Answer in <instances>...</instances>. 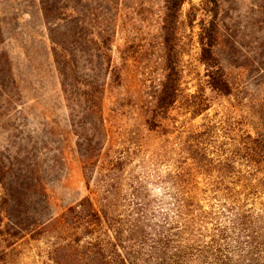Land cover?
<instances>
[{
	"label": "rangeland",
	"instance_id": "374dc122",
	"mask_svg": "<svg viewBox=\"0 0 264 264\" xmlns=\"http://www.w3.org/2000/svg\"><path fill=\"white\" fill-rule=\"evenodd\" d=\"M42 1L0 0V264H52L48 256L54 243L84 247L88 239L81 231L47 237L54 228L47 233L45 228L86 198L113 204L123 219L138 206L153 227L173 217L171 144L185 117L174 112L175 128L161 137L141 124L153 81L161 77L160 0H118L114 8L107 0H52L58 7L53 23L45 19ZM201 2L189 0L182 17ZM100 12L116 30L111 52L116 70L109 75L102 66L104 52L91 36ZM70 16L74 22L67 26ZM219 19L220 54L235 96L215 103L206 118L192 123L216 125V136L206 140L216 155L217 147L230 153L238 138L253 134L233 106L248 101L264 110V0H220ZM197 34V28L183 31L186 93L195 91L199 78ZM62 48L72 52L79 67L66 88L55 62ZM86 66L97 68L89 72ZM104 81L105 92L96 93ZM227 113L231 135L218 123ZM256 169L264 172V165L255 168L244 159L235 167L243 173ZM236 181L224 183L240 191L235 200L241 211L264 223V192L243 181L235 188ZM195 182L205 248L214 228L228 225L222 210L230 204L215 193L220 185L215 176L199 175ZM66 220L76 227L72 214Z\"/></svg>",
	"mask_w": 264,
	"mask_h": 264
},
{
	"label": "trees",
	"instance_id": "16d2710c",
	"mask_svg": "<svg viewBox=\"0 0 264 264\" xmlns=\"http://www.w3.org/2000/svg\"><path fill=\"white\" fill-rule=\"evenodd\" d=\"M117 1L107 0L105 3H113L114 8L118 7ZM188 2L160 0L161 77L157 82L153 81L147 107L141 116L142 127L149 133H157L159 137L169 135L168 128H175L171 125L176 123L171 118L174 112L185 117L178 127L175 143L171 144L176 155L171 221L167 216L164 224L150 226L140 215L138 206L133 207L123 219L116 215L113 204L102 206L92 198H86L69 208V213L49 222V227L45 228V233L54 228L47 237H51V234L54 237L68 234L74 230L81 231L80 234L86 235L84 237L88 239L84 247L77 248L61 246V242L54 243L48 256L52 264H264V223L245 215L241 211L243 206H238L235 200L240 191L236 192L224 183L227 179H237L235 188L243 181L253 190L264 192V172L257 169L244 173L235 171V167L244 159L255 168L264 165V110L248 101L233 106L242 123L253 134H248L244 139L238 138L234 145H230V153L224 154L218 147L215 151L217 155L211 152L206 140L216 136V125L196 127L192 123L200 116L206 118L215 103L234 97L235 90L227 76L219 49L222 39L220 0H202L198 6L191 5L183 18L182 8ZM104 6L106 10L111 9V4ZM41 8L45 19L53 23L57 5L52 0H43ZM69 9L72 13L76 12L72 6ZM104 15L103 12L94 15L93 22L97 21L98 28L90 34L104 52L102 66L106 67V75H109L112 70H116L111 56L116 30H111V24ZM73 22L70 16L67 26ZM194 28L198 29L199 78L195 91L186 93L188 89L182 87L184 69L181 42L183 31H193ZM66 49L62 48L59 55L55 52L63 88L67 87L66 81L79 73L77 60ZM96 68L89 67L88 71L94 72ZM105 85V81L102 82L97 86L99 91L95 92L104 93ZM83 86L92 88V84L84 83ZM230 122L228 113L218 122L226 135L234 133L229 128ZM199 175L215 176L219 181L217 184H220L215 188V193L223 194L230 204L229 208L222 210L223 214H228V225L223 230L216 226L212 231V241L205 248L200 245L207 236L200 232L204 214L197 199L195 179ZM232 196L233 200H230ZM68 214H72L76 220L75 228L67 223ZM234 233L236 235L232 236Z\"/></svg>",
	"mask_w": 264,
	"mask_h": 264
}]
</instances>
